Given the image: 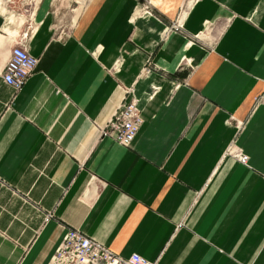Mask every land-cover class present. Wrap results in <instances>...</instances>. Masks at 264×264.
Returning <instances> with one entry per match:
<instances>
[{
  "label": "crops",
  "instance_id": "crops-1",
  "mask_svg": "<svg viewBox=\"0 0 264 264\" xmlns=\"http://www.w3.org/2000/svg\"><path fill=\"white\" fill-rule=\"evenodd\" d=\"M5 3L0 264H49L69 229L156 264H264V0ZM17 45L38 59L21 90ZM129 95L124 147L102 131Z\"/></svg>",
  "mask_w": 264,
  "mask_h": 264
},
{
  "label": "built area",
  "instance_id": "built-area-1",
  "mask_svg": "<svg viewBox=\"0 0 264 264\" xmlns=\"http://www.w3.org/2000/svg\"><path fill=\"white\" fill-rule=\"evenodd\" d=\"M148 9L152 0H142ZM38 59L21 45L13 48L10 60L3 74L4 82L15 90H21L36 70ZM141 125L137 100L129 95L118 107L112 119L102 131V135L117 144L129 147L135 140ZM241 161L246 163L247 157ZM49 264H156L133 254L129 258L115 254L100 242L82 232L69 229L62 244Z\"/></svg>",
  "mask_w": 264,
  "mask_h": 264
},
{
  "label": "rangeland",
  "instance_id": "rangeland-1",
  "mask_svg": "<svg viewBox=\"0 0 264 264\" xmlns=\"http://www.w3.org/2000/svg\"><path fill=\"white\" fill-rule=\"evenodd\" d=\"M29 4V2H26V3H22V8L24 7V6H26V5H28ZM6 6L7 4L5 3V0H0V6Z\"/></svg>",
  "mask_w": 264,
  "mask_h": 264
}]
</instances>
